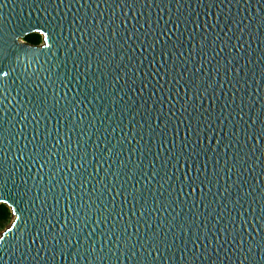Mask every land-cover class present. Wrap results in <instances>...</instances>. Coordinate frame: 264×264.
<instances>
[{"label":"water","instance_id":"obj_1","mask_svg":"<svg viewBox=\"0 0 264 264\" xmlns=\"http://www.w3.org/2000/svg\"><path fill=\"white\" fill-rule=\"evenodd\" d=\"M4 59L0 264H264V0H0Z\"/></svg>","mask_w":264,"mask_h":264},{"label":"snow or ice","instance_id":"obj_2","mask_svg":"<svg viewBox=\"0 0 264 264\" xmlns=\"http://www.w3.org/2000/svg\"><path fill=\"white\" fill-rule=\"evenodd\" d=\"M51 39V37H49ZM49 49L51 48V44L48 46ZM4 60H0V92H3L4 90H6L9 86V84L13 81V75H11V73L15 72L16 69H20L21 73H26L27 71V65H31V61H29V63L27 64H21L20 61L18 60L15 64V66H13L12 64H8V70H5V66H4ZM35 71V69H33ZM43 103V102H41ZM0 185H3L2 182H0ZM21 215L19 214L17 215L16 219L18 220V222L21 220ZM17 225L13 224L12 227H10L8 229L9 233H13L14 230L16 229ZM5 239V236L0 235V243H2Z\"/></svg>","mask_w":264,"mask_h":264},{"label":"trees","instance_id":"obj_3","mask_svg":"<svg viewBox=\"0 0 264 264\" xmlns=\"http://www.w3.org/2000/svg\"><path fill=\"white\" fill-rule=\"evenodd\" d=\"M25 40L32 44L39 45L42 43L43 38L41 34L33 33V34L28 35L25 38ZM12 219H13L12 210L7 205L1 204L0 205V234L9 224H11Z\"/></svg>","mask_w":264,"mask_h":264},{"label":"rangeland","instance_id":"obj_4","mask_svg":"<svg viewBox=\"0 0 264 264\" xmlns=\"http://www.w3.org/2000/svg\"><path fill=\"white\" fill-rule=\"evenodd\" d=\"M23 40H24L25 42H27L25 39H23ZM13 219H14V215H13ZM13 219H12V220H13ZM9 226H10V224H9L6 228H8ZM3 231H4V230H3ZM3 231H2V232H3Z\"/></svg>","mask_w":264,"mask_h":264}]
</instances>
